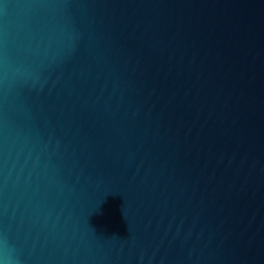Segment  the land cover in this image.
Returning a JSON list of instances; mask_svg holds the SVG:
<instances>
[{
	"label": "water",
	"instance_id": "water-1",
	"mask_svg": "<svg viewBox=\"0 0 264 264\" xmlns=\"http://www.w3.org/2000/svg\"><path fill=\"white\" fill-rule=\"evenodd\" d=\"M0 264H264V0H0Z\"/></svg>",
	"mask_w": 264,
	"mask_h": 264
}]
</instances>
